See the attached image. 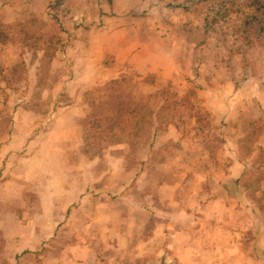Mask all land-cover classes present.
Returning a JSON list of instances; mask_svg holds the SVG:
<instances>
[{"label":"rangeland","instance_id":"obj_1","mask_svg":"<svg viewBox=\"0 0 264 264\" xmlns=\"http://www.w3.org/2000/svg\"><path fill=\"white\" fill-rule=\"evenodd\" d=\"M179 1L0 0V173L8 188H24L18 198L23 221L32 218L30 224H37L32 190L44 186L32 165L38 164L41 144L56 142L55 148L44 147L54 155L65 151L64 142L52 140V126L62 116L79 127L73 139L86 147L74 148L71 168L89 160L86 166L107 175L100 183V176L91 174V187H121L135 171L142 170L137 180L147 171L146 180L134 184L133 179L127 188L137 192L138 202L160 210L161 189L169 199H187L189 184L177 195L178 172H188L190 183L192 170H200L201 189L220 188L218 182L226 178L220 164L230 154L246 159L248 173L226 185L237 193L245 184L249 219L264 214V196L256 195L258 185L264 186V147L258 145L264 142V1L204 0L195 18L205 17V24L207 9L218 5L228 6L229 20L206 24L201 40L194 28L182 25L183 9L174 5ZM104 35H110L106 43L113 47L105 53L108 59L130 46L137 59H152L154 66L142 73L125 63L107 72L96 60L80 65L84 56L97 54ZM184 40L185 51L180 48ZM145 43L152 52L141 48ZM74 50L78 54L72 60ZM204 87L215 91L209 94ZM228 105L232 110L225 116ZM32 142L30 151L19 149ZM41 190L42 208L53 196ZM143 192L154 194L150 202ZM41 208L39 217L46 214ZM155 230L160 234L159 223ZM249 235H254L251 229Z\"/></svg>","mask_w":264,"mask_h":264},{"label":"crops","instance_id":"obj_2","mask_svg":"<svg viewBox=\"0 0 264 264\" xmlns=\"http://www.w3.org/2000/svg\"><path fill=\"white\" fill-rule=\"evenodd\" d=\"M104 38L106 40L99 43L97 54L84 56L80 65L87 66L85 61L96 60L100 62L102 71L107 72L125 63L133 68H140L142 73H147L154 66L150 61L152 59H137L130 46L123 49L116 58L108 59L105 53L113 47L106 43L110 35H104ZM140 46L144 50H153L146 43ZM180 48L186 50L185 40L180 42ZM177 50H180L178 45ZM76 54L78 51L74 50L70 55L72 60ZM173 67H178V63ZM174 74L177 73L173 71L172 76ZM199 84L203 86L204 82ZM205 91L211 94L215 89L207 88ZM262 106L264 108V103ZM228 108L225 116H229V111L232 110L229 105ZM67 111L72 113L79 109ZM214 113L216 114L215 109ZM229 118L230 123L232 116ZM66 119V116H62L52 126L53 142V136L64 142L65 151H56L60 155H54L44 147L49 145L55 148L56 142L42 143L38 164L32 165V169H36L38 175L41 174L40 185L44 187L40 190L49 197L53 196L52 201H44L41 208L40 190L37 185L36 190L33 188L32 194L37 197L36 203H33V208L36 204V225L28 221L32 218L23 221V215L20 214L22 211L18 198L22 196L24 188H8V179L0 173V264H264V214L258 217L260 221L258 218L256 221L249 219L245 184L240 185L237 192L240 193L239 198H235L237 193L226 185L229 181L231 183L241 176H247L246 159H233L228 155L220 164L224 165L226 178L224 181L218 180V184L221 183L222 186H218L220 188L217 190L214 188L216 185L205 189L199 187L200 170H192L190 183L185 181L188 172L184 175L178 172L176 179L181 180L176 187L177 195L189 184L187 199L181 200L178 196L169 199L163 193L164 189H161L165 199L162 197L164 204L158 210L150 202L154 194L143 192L150 202L144 204L135 199L134 189L127 188L133 179L134 184L142 178L146 180L147 171L139 180L137 177L141 176L142 170L139 175L135 171L127 185H113L109 189L97 187L98 183L91 187V174L99 175L100 183L107 175H100L102 170L96 171L89 168V165L86 166L89 160H81L72 169L71 165L76 163L74 148L78 147L83 151L86 147L80 139H73V132L77 133L79 127ZM34 144H28L27 148L20 146L19 149H26L28 152ZM258 145L264 147V142H259ZM144 160L147 165L149 158L145 157ZM185 160L188 161V157ZM2 167L0 161V171ZM216 169L217 167L213 171ZM57 175L59 185L56 184ZM33 183L38 184V180ZM162 186L161 184V188ZM258 186L256 195L264 196V186ZM126 200H129V204ZM122 205L125 206L121 207ZM39 208L46 213L45 216L39 217ZM87 210L89 214L86 215ZM256 211H259L258 208ZM237 212L239 215L234 217L233 214ZM223 215L225 220H222ZM201 217L205 219L201 220ZM154 219L160 225V234L159 231H153L154 224L155 227L158 226ZM250 229L254 233L253 237L249 235Z\"/></svg>","mask_w":264,"mask_h":264},{"label":"trees","instance_id":"obj_3","mask_svg":"<svg viewBox=\"0 0 264 264\" xmlns=\"http://www.w3.org/2000/svg\"><path fill=\"white\" fill-rule=\"evenodd\" d=\"M204 0H180L178 3L175 4V6L183 9V13H181V22H183L182 25L184 26H189L191 28H194L197 31V34H199L200 40H201V35L204 37V30H209L206 29L205 26L206 24H214V23H222L224 21L229 20L227 17V8H221L220 6L217 5V7H209L208 13L206 18L208 17L206 23L204 24L205 17L199 20L198 18H195L198 14L196 12H200L202 10L201 6L203 5ZM264 1V0H263ZM193 10V14L188 13L189 11ZM243 17V16H242ZM199 20V21H198ZM203 22L204 28H202V31L200 30V24ZM245 22V21H241ZM202 25V24H201ZM205 38V37H204Z\"/></svg>","mask_w":264,"mask_h":264}]
</instances>
